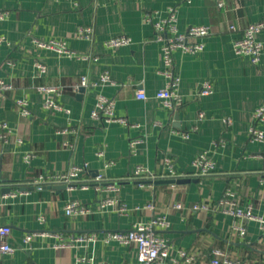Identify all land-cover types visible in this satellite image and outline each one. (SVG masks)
Instances as JSON below:
<instances>
[{
	"label": "crops",
	"instance_id": "0c3cea01",
	"mask_svg": "<svg viewBox=\"0 0 264 264\" xmlns=\"http://www.w3.org/2000/svg\"><path fill=\"white\" fill-rule=\"evenodd\" d=\"M169 6L178 9L180 31L192 24L211 26L203 50L174 52L183 103L172 110L155 95L167 80L160 71L162 42L152 22L144 19L146 11L153 12L154 20L165 16ZM0 11V36L11 42L0 43V75L12 84L0 102V121L11 127L8 138L0 139V188L12 187L9 193L0 191V224L12 226L14 247L0 256V264H138L135 244L105 242L103 236L162 213L171 225L158 231L173 245L165 264H177L179 248L195 252V264H208L217 247L243 264H264V160L259 156L264 141H252L249 135L254 111L264 99V29L258 33V63L233 47L244 26L264 17V0H0ZM83 24L93 25L92 39L77 35ZM120 34L129 35L131 42L117 48L105 43ZM52 38L90 57H70L37 44ZM38 62L47 65L46 72ZM105 70L112 81L76 89L82 75L97 80ZM206 80L213 92L205 95L199 88ZM52 86L62 90L49 92ZM80 86H85L82 93ZM139 90L147 97L139 98ZM100 94L115 99L116 115L124 120L106 123L91 115ZM53 96L70 112L45 109L43 102ZM19 98L28 102V116L21 115ZM63 127L71 131L60 132ZM135 138L141 141L133 150ZM100 149L104 155L98 154ZM205 151L216 169L195 175L194 159ZM27 152H33L30 161ZM166 156L173 158L176 170L188 174L183 177L197 180L158 179L141 186L126 179L138 164L157 174L168 171ZM109 159L114 163L106 167ZM73 163H87L81 179L89 185L56 188L48 183L39 188L32 183L41 173L63 172ZM98 174L104 175L101 189ZM111 182L119 190L107 187ZM228 188L254 215L246 222L244 238L233 229V215L192 209L197 202H216ZM108 196L126 202L128 212L102 207L100 201ZM70 200H79L90 211L67 214ZM147 202L154 208H136ZM177 202L184 208H174ZM39 230L50 234H36L26 245L25 234ZM55 232L66 237L94 232L97 237L55 249Z\"/></svg>",
	"mask_w": 264,
	"mask_h": 264
},
{
	"label": "built area",
	"instance_id": "2783aa9c",
	"mask_svg": "<svg viewBox=\"0 0 264 264\" xmlns=\"http://www.w3.org/2000/svg\"><path fill=\"white\" fill-rule=\"evenodd\" d=\"M4 15V12L0 11V17ZM153 12L146 11L144 13V19L152 22L155 28V34L157 38L162 42L161 52L163 67L161 72L166 77V83L156 92V97L160 99L162 104L169 109H176L183 103L178 87L181 82V75L175 68L174 63V52L177 49L185 52L196 53L205 48L204 38L210 33L211 26L208 24H192L186 31H180L177 20H178V9L175 6H169L167 8V14L159 17L158 19L153 18ZM231 29H235L236 25L231 24ZM264 29V17L258 21L248 23L244 26L242 34L234 40V50L239 54L248 55L251 61L258 63L262 55V42L258 39V33ZM77 35L83 38L92 39L94 35L93 25L83 24L80 25L77 31ZM7 42L5 36H0V43ZM131 42V37L127 34H120L112 36L106 40V44L109 47L117 48L121 45H125ZM37 44L42 47L51 48L57 50L61 54H65L70 57H76L79 59H88L89 54L78 53L71 49L67 42L62 39L52 38L49 40H37ZM38 67L41 72L47 71V65L43 62H38ZM112 75L109 70H105L100 74L99 79L92 80L87 75H82L80 84L76 86L78 89L79 85H98L112 81ZM12 87V84L6 81L0 75V102L3 98L4 91ZM49 92H60L61 86H52L47 88ZM201 94H210L213 92V84L211 81L206 80L202 83L199 88ZM139 98H146L147 94L144 90H139ZM17 104L20 107V113L23 116L30 114V108L28 102L24 98L17 99ZM43 107L47 110H61L69 113L70 109L60 103L56 97L46 98L43 102ZM116 102L114 98L108 97L104 94H100L95 108L92 110L91 115L94 118H101L106 123L113 121L124 120L123 118L116 115ZM204 112L200 113L203 116ZM253 123L249 128V135L252 141H264V99L256 107L253 115ZM228 122L231 119L227 120ZM62 133L71 131L70 127H63L59 130ZM11 133V127L7 121H0V139H7ZM141 141L140 138H135L131 141V147L133 150L136 149L137 143ZM64 144L69 146L68 140L64 141ZM99 155H104V150H98ZM33 156V152H27L25 159L30 161ZM264 160V153L259 154ZM165 162L168 165V171L157 174L153 173L147 166L138 164L135 167L132 175L127 177L128 180H135L141 186H152L154 182L161 178H178L188 174L179 172L174 168L173 158L171 156L165 157ZM114 163V160H106L105 166L108 167ZM197 171L196 174H208L214 172L216 169L215 161L208 155V153L202 152L198 154L193 162ZM87 168L85 164H70L68 168L63 172L56 173H41L38 177L33 180V184L41 188L44 184L48 183H67L73 185L87 186L90 182H84L81 179L82 172ZM104 180L103 174L96 176L97 188L101 189V182ZM117 182L108 183L107 187L119 190ZM102 207L107 205H113L118 208L120 212H128L129 206L126 202L122 201L118 196H108L102 198L100 201ZM174 208L183 209L184 204L177 202L173 204ZM136 208H154V204L147 202L142 205H137ZM193 210H223L233 215L236 220L233 224V229L238 235L244 238L247 234L246 222L249 218L254 215L250 208H245L238 202L233 190L228 188L223 196L216 202H197L192 205ZM89 208L83 205L79 200H70L65 205V212L67 214L79 213L87 214ZM39 219L43 222L44 216H40ZM171 225L170 220L166 214H157L148 221H136L132 227L128 230H115L108 231L104 234L103 239L105 242L118 241L122 244H135L137 248V260L138 264H165L168 256H170L171 249L173 248L169 238L162 233H159V229L168 228ZM12 233V226L10 224H0V256L6 253H10L14 250L13 245L10 242V235ZM50 234L47 230L31 231L25 234L23 241L26 245H29L30 241L36 234ZM59 238V241L54 244L55 249L62 247H68L75 245L78 242H89L95 240L97 234L94 232L71 234L66 237L61 232L52 233ZM178 258L176 259L177 264H195L197 260L196 253L186 248L178 249ZM208 264H243L238 258L230 257L225 250L222 248H214L212 250V257Z\"/></svg>",
	"mask_w": 264,
	"mask_h": 264
},
{
	"label": "water",
	"instance_id": "95a60500",
	"mask_svg": "<svg viewBox=\"0 0 264 264\" xmlns=\"http://www.w3.org/2000/svg\"><path fill=\"white\" fill-rule=\"evenodd\" d=\"M85 89V86H80L79 91L82 93ZM191 180L196 181V178H192V177H178V178H161L158 181L160 182H168V183H184V182H190ZM54 187L58 188V187H69L72 186L71 184H67V183H54L53 185ZM0 191L2 192V194L5 193H9L12 191V187L11 186H3L0 188Z\"/></svg>",
	"mask_w": 264,
	"mask_h": 264
}]
</instances>
